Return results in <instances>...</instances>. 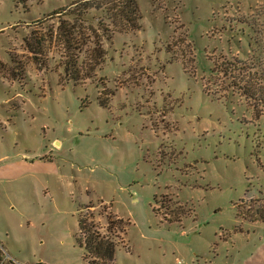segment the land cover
Segmentation results:
<instances>
[{
    "label": "rangeland",
    "instance_id": "1",
    "mask_svg": "<svg viewBox=\"0 0 264 264\" xmlns=\"http://www.w3.org/2000/svg\"><path fill=\"white\" fill-rule=\"evenodd\" d=\"M74 1L0 0V264H87L82 209L114 264H264V104L214 71H264V0H139L111 39L90 10L71 50Z\"/></svg>",
    "mask_w": 264,
    "mask_h": 264
},
{
    "label": "trees",
    "instance_id": "2",
    "mask_svg": "<svg viewBox=\"0 0 264 264\" xmlns=\"http://www.w3.org/2000/svg\"><path fill=\"white\" fill-rule=\"evenodd\" d=\"M60 9L57 11V13L61 14L58 17L60 18L59 34L63 38L65 45L71 50L74 49L77 40H79V34L81 36L86 34L81 23L85 22L87 15L90 14V10L101 12L105 18L111 21L113 27L117 28L111 30L101 28L103 32H106L105 35L108 39L112 38L111 33L113 30L138 29L140 21L143 18L139 0H76L67 7ZM66 16L69 19H65L64 17ZM93 31L95 32V30ZM44 42L41 41L40 44L42 45ZM101 44L96 43L93 49L94 53L92 54V60L97 65L102 64L106 55ZM29 47L35 54L39 53L38 46L35 47L33 43H29ZM44 49H46L45 46ZM73 58L75 57L73 56ZM223 60V62H219L214 71H221L226 75H230L233 77V83L237 89L250 98L258 100L260 104H264V71H260L259 68L250 67L247 61L238 58H225ZM64 71L69 78L76 80L84 78V71L77 66L76 61L71 56L69 60L64 62ZM260 73L261 76H259ZM90 76H92L91 72L87 74V77ZM82 213L83 209L80 211L79 230L76 233V239L86 250L84 259L87 264H95V261L92 260L94 257L114 264L117 242L110 236L101 235L94 230L93 226L89 224L87 217L83 216Z\"/></svg>",
    "mask_w": 264,
    "mask_h": 264
},
{
    "label": "crops",
    "instance_id": "3",
    "mask_svg": "<svg viewBox=\"0 0 264 264\" xmlns=\"http://www.w3.org/2000/svg\"><path fill=\"white\" fill-rule=\"evenodd\" d=\"M7 167H8V166H6V168H7ZM2 168H3V166L0 167V173H1V171H2ZM6 174H7L8 176H11L9 170L6 171ZM5 250H7V249L5 248ZM8 254H9V252H8ZM0 257L3 258V251H2L1 249H0Z\"/></svg>",
    "mask_w": 264,
    "mask_h": 264
}]
</instances>
